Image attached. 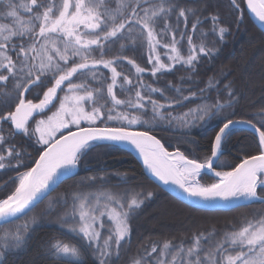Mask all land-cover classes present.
<instances>
[{"label":"snow or ice","instance_id":"obj_1","mask_svg":"<svg viewBox=\"0 0 264 264\" xmlns=\"http://www.w3.org/2000/svg\"><path fill=\"white\" fill-rule=\"evenodd\" d=\"M110 3L111 0H62L61 3L56 0H30L29 3L17 5L9 0L6 5L8 11L5 15L13 18L16 23L12 26L0 24V72L7 73L0 74V82H7L11 78L15 82L16 96L6 93L0 97V105L15 109L0 114V122L14 124L16 130L27 133L28 118L33 112L41 113L46 106H50L57 98L58 90H65L63 85L66 84L67 92L72 95L63 97L60 103L62 115L55 125L41 127L45 125V121H38L35 131L40 132L38 142L46 146L45 150L35 161V167L16 177L18 186L15 190L6 198L0 199V220L12 222L31 211L42 194L48 192L61 176L70 173L89 148L96 143L115 141H127L134 145L160 180L165 183L174 182L190 197L205 201L220 198L224 201L244 199L264 203V195L257 191L259 188L264 193V120L259 121L260 127H257L251 120L236 121L225 117L226 122L214 136L211 155L201 162L199 159H189L179 149L175 153L167 151L160 140L147 131L131 130L134 125L143 127L148 122L138 116L117 111L119 106L135 111H147L150 107L154 117L163 118L161 110L166 104L151 97V93L161 92L160 89L145 85L142 81L134 83L127 76H122L114 65L127 61L135 69L137 76H141L146 71L145 68L127 56L104 59L106 46L119 41L126 42L120 43V48L146 45L147 59L151 64L147 71L152 76L170 71L178 63L191 67L198 60L199 54H210V50L202 42L193 43V36L181 28V23L184 28L188 27L189 16L195 17L196 9L180 6L174 0H157L148 7L143 6L148 0H143V3L141 0H119L114 9L110 7ZM247 5L264 21V0H260L259 6L254 0H247ZM236 8L239 10V5ZM19 9H23L29 19L21 20ZM170 17L175 18L174 24L168 22ZM211 19L216 21L219 17L212 16ZM160 21L163 23L159 25L158 31ZM199 23V18H196L191 25L192 33L197 31ZM218 31L219 37L223 38L226 29L221 26ZM177 34L180 40H177ZM169 35L171 43H165L162 47L172 55L166 57L169 63H164L160 55L154 53L160 40ZM180 41L187 43V56L182 55L177 48ZM9 52L14 53L16 58ZM93 52H97L100 58H94ZM70 61L72 66L69 67ZM100 66L110 70L112 74L111 83L106 86V93L112 102L111 108L106 104L96 105V96L104 94L102 89L92 90L87 84L72 82L75 74L83 72H91L92 78L96 79L95 71ZM42 77L54 80L53 86L43 92V99L39 103L25 101L24 93L29 92L32 87L40 86ZM118 78L124 81L119 86L121 91L135 88L134 96L125 100L116 97L114 90ZM125 85L130 87L126 88ZM145 88L148 95L141 90ZM234 100V93L230 91L227 101H217L213 105L198 108L192 120L212 118L225 108H231ZM65 101L71 102L73 106L67 107ZM113 111H117V115L113 116ZM192 120L185 123L190 124ZM83 123L88 127H83ZM98 123L105 126H97ZM110 123L118 126H108ZM236 123H247L255 128L260 145L259 155L244 158L232 171H215L213 164L219 161L222 144L228 131ZM69 125L76 127L78 131L69 130L67 136L61 134L60 139H55V133L68 129ZM4 141L5 137L0 133V146H3ZM13 155L11 147L6 154H0V169L5 168L6 159ZM15 156L18 157L19 153H15ZM204 169L212 171L217 182L201 185L196 178ZM148 195L151 196V193ZM105 196L108 201L103 205L106 212H100L99 216L95 214L99 208V196L94 199L91 198V193L73 196L71 210L60 218L59 226L69 228L79 244L48 240L44 245L48 258L59 260L62 264H88V257L94 256L96 264H110L114 253L119 256L121 242L130 234V213L143 201L133 197L125 206L116 197L108 194ZM111 204L116 207H111ZM105 214L114 222V233L101 243L97 223ZM38 223L32 218L30 222L16 226L14 230H4L3 243H0V264H4L10 252L22 249L27 244L30 231ZM202 241L209 242L210 237L203 234L194 236L188 246L173 245L171 241H165L159 252L154 244L151 247V253H157L154 259L146 251L139 259L133 258L132 264H264V219L224 233L222 240L211 249L205 247ZM169 254L171 259L166 261L165 257ZM146 256L150 259H146Z\"/></svg>","mask_w":264,"mask_h":264},{"label":"trees","instance_id":"obj_2","mask_svg":"<svg viewBox=\"0 0 264 264\" xmlns=\"http://www.w3.org/2000/svg\"><path fill=\"white\" fill-rule=\"evenodd\" d=\"M8 2L9 0H0V24L12 26L16 21L5 15L8 11L6 7ZM12 2L20 5L29 3L30 0H12ZM56 2L61 3L62 0H56ZM155 2L157 0H148V3H143L141 0L144 7ZM174 2L180 6L196 9L195 17L189 16L188 27L184 28L181 23V28L193 36V43L202 42L210 50V54H199L198 60L191 67L178 63L170 71L157 73L155 76L147 71L151 68V64L147 59L146 45L120 48L119 44L126 43L125 41L109 43L103 58L127 56L135 60L137 65L146 69L141 76H137L135 69L127 61L114 66L122 76H127L134 83L142 81L145 85L161 90V92L151 93V97L166 104V107L161 110L163 118L154 117L150 107L147 111H135L125 106L118 107L117 111L138 116L148 122L143 127L134 125L131 129L151 132L163 141L169 151L179 149L188 158L199 159L202 162L205 157L211 155L214 136L219 127L226 122L225 117L233 120H251L257 127H260L259 121L264 120V111H262L264 110V32L249 17L245 10V0H174ZM118 4L119 0H111L110 7L114 9ZM236 5H239V10ZM19 15L21 20L29 19L23 9H19ZM212 16H218L219 19L213 21ZM196 18H199L200 23L197 31L192 33L191 25ZM168 22L174 24L175 18L170 17ZM162 23L163 21L158 22V31ZM221 26L226 29L223 38L219 37L218 29ZM214 28L215 31H213ZM177 40H180L179 34H177ZM165 43H171L170 35L160 40V45L157 46L160 54L168 51L162 47ZM177 48L181 50L182 55H188L186 41H180ZM9 54L16 58L14 53L9 52ZM93 56L100 58L97 52H93ZM68 66H72L71 61ZM0 74L7 73L0 72ZM111 75L110 70L100 66L95 71L96 79L92 78L91 72H83L75 74L72 82L87 84L92 90L102 89L104 94L96 96V105L106 104L111 108V98L106 93V86L111 83ZM14 83L11 78L7 82H0V97L6 93L15 97ZM123 83V79L118 78L117 87L114 90L116 97L121 100L134 96L135 92V88H131L130 91H121L119 86ZM53 84L54 80L49 81L42 77L40 86L32 87L29 92L24 93L25 101L31 100L34 104L40 102L43 99V92H46L47 88ZM136 86L139 87L138 84ZM62 87L65 90H58L57 98L53 100L48 111L28 120L27 133H17L11 123H0V133L5 137L3 146H0V154H6L10 147L14 152L13 157L6 159L5 168L0 169V199L6 198L15 190L18 186L16 177L32 168L45 150L46 146L38 142V133L35 128L39 118L46 117L59 108L60 102L67 94L66 84ZM125 87L130 86L125 85ZM141 90L145 95L149 94L146 88ZM230 91L235 97L231 108H225L204 121L192 120L198 108L213 105L217 101H227ZM14 110V107L0 105V114ZM117 111H113L112 115H117ZM187 120L192 122L185 123ZM82 126L88 127L86 123ZM97 126L105 125L98 123ZM108 126L115 127L118 124L110 123ZM75 129L77 128L70 126L61 134L64 135L69 130ZM61 134L56 139L61 137ZM259 152L258 136L253 131L238 126L228 131L222 144V155L215 169L220 172L233 170L244 158L257 155ZM15 153H19V156H15ZM78 164L79 172L63 181L28 214L0 226V243H3L5 229L14 230L16 226L30 222L32 218L39 222L30 231L27 244L22 249L10 252L4 264H62L59 260L48 258L44 245L48 240L79 244V240L74 238L75 234L71 233L69 228L59 226L60 218L71 210L74 195L91 193L92 199L99 196V208L95 213L98 216L100 212H106L103 207L108 203L105 194L116 197L125 206L133 197L143 201L130 213V234L121 242L119 256L117 257L114 253L110 264H132L133 258L139 259L145 255L146 251L151 253V247L154 244L159 252L165 241H171L173 245L188 246L193 237L200 234L210 237L209 242L201 243L211 249L214 244L222 240L224 233L264 219V203L261 202H253L232 210L210 211L192 207L178 200L154 183L135 156L118 144L96 143L81 156ZM199 181L209 185L217 182V178L204 173L199 177ZM148 193H151V196ZM259 193L264 195L260 189ZM160 204L170 209L175 207L177 213L185 216L191 224L170 228L149 227L148 221L155 213L153 207ZM110 206L116 207L115 204ZM100 218L102 227L99 225L97 227L100 229L102 243L103 239L114 233V223L106 214ZM69 223L72 222L69 221ZM156 256L157 253H151V259ZM145 258L150 259L147 256ZM170 259L171 254L165 257L166 261ZM88 264H96L94 256L88 257Z\"/></svg>","mask_w":264,"mask_h":264},{"label":"water","instance_id":"obj_3","mask_svg":"<svg viewBox=\"0 0 264 264\" xmlns=\"http://www.w3.org/2000/svg\"><path fill=\"white\" fill-rule=\"evenodd\" d=\"M254 3L257 6H259L260 0H254ZM245 8H246L245 10L247 11L249 17L254 22V24L260 30H262L264 32V21H261L259 19V17L256 15V13L253 12L252 9L248 7L247 0H245ZM23 98L25 99V94L23 95ZM50 108H51V105L50 106H46V109L43 112H41V113L33 112V114H32L31 117H35V116L41 115V114L45 113L46 111H48ZM31 117H29L28 120ZM236 121H244V120H236ZM0 123H2V122H0ZM27 124H28V121H27ZM238 126L239 127L247 128V129L253 131L256 134V136H258V133L256 132L255 128H253L252 126H250L247 123H236V124H234L230 128V130L233 129V128H236ZM13 127L15 129L14 124H13ZM131 130L141 131V130H137V129H131ZM15 131L17 133H19V134L23 133L20 130H16L15 129ZM76 131H78V129H75L72 132H76ZM149 134L152 135V136H155L158 140H160V142H161V144H163L164 148L167 149L166 146H165V144L163 143V141L158 136H156L155 134H153L151 132H149ZM67 135H68V133L64 134V136H67ZM57 139H60V137L57 138ZM106 143L118 144V145L124 147L125 149H127L139 161V163L143 167L144 171L146 172L147 176L152 181H154V183H156L158 186H160L161 188H163L165 191H167L168 193H170L171 195H173L174 197H176L178 200H180V201H182V202H184V203H186L188 205L190 204V206H192V207H195V208H198V209H203V210H210V211L211 210H232V209L237 208V207H240V206L252 204L253 202H260L259 200L247 201V200H244V199H235V200L224 201V200H222L220 198H217L216 200L205 201L202 198L190 197L186 192H184L179 187V185L175 184L174 182L169 181V182L165 183L164 181L160 180L159 177H157L155 175V173L145 163L143 154L134 145L130 144L127 141H115V142H106ZM167 151H169V150L167 149ZM169 152L175 153L176 151H169ZM257 155H259V154H257ZM216 163L213 164V168L214 169H215ZM33 167H35V164H34ZM79 168H80L79 167V164H77V166L75 168L71 169L70 173L61 176L60 179L58 180V182L56 184L52 185L51 188H50V190L48 192H46L45 194H42L41 199L35 204V207L38 204H40L46 197H48L63 181H65V180L71 178L72 176L76 175L79 172ZM215 171H217V170L215 169ZM230 171H232V170H230ZM202 173H209V174H211L212 176L215 177L214 173L212 171H210V170H207V169L202 170L201 174ZM257 191L259 193V188L257 189ZM35 207H33L32 209H34ZM29 212L30 211H28L26 214H28ZM25 215H23V216H25ZM23 216H21L20 218H22ZM20 218H17V219H20ZM17 219H14V220H17ZM7 223H10V222L5 221V220H0V226L1 225H4V224H7Z\"/></svg>","mask_w":264,"mask_h":264},{"label":"rangeland","instance_id":"obj_4","mask_svg":"<svg viewBox=\"0 0 264 264\" xmlns=\"http://www.w3.org/2000/svg\"><path fill=\"white\" fill-rule=\"evenodd\" d=\"M154 54H159L160 55V58H161V61H163L164 63L169 62L166 57L169 56V55H172V53L170 51H165L163 54H160L158 52V48H156ZM263 57H264V53H263ZM263 67H264V64H263ZM66 95L71 96L72 94L67 92ZM65 104L69 108L73 106L72 103L69 102V101H65ZM61 115H62V113H60V106H59V108L57 109V111H55L53 113H50V115L48 114V116H46V117L39 118L38 121H40V120H44L45 121V125H42L41 127H47L50 124L51 125H55L59 121V118H60ZM50 118H51V120H50ZM38 121H37V123H38ZM70 126H72V125H69V127ZM36 127H37V125H36ZM65 130L66 129H61L60 131L56 132L55 133V139H56V137L58 135H60ZM37 133H38V138H39L40 132H37ZM47 138H48L47 135H45V139H47ZM202 174H204V173H202ZM200 176H198L196 178L198 181H199V177ZM199 183L201 185H205L206 186V184H203L200 181H199ZM153 208L155 209V213L153 214V216L151 217L150 221H148V224H147L151 228H154V227L170 228L171 226H173V227L179 226V225H181V226H187V225H190L191 224L188 220H186V217L185 216H182L180 213H177V209H175V207L172 208V209H170V208L165 207V206H163V205L160 204V205H157V206H155ZM99 221H100V223H97V225L100 226L101 223H102L101 218H100ZM112 223H114V222L112 221ZM98 230L100 231L99 228H98Z\"/></svg>","mask_w":264,"mask_h":264}]
</instances>
